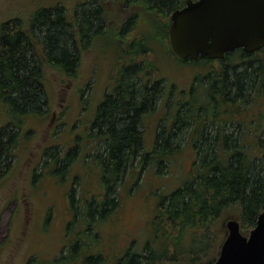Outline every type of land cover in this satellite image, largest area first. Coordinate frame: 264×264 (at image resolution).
<instances>
[{
  "label": "rangeland",
  "instance_id": "1",
  "mask_svg": "<svg viewBox=\"0 0 264 264\" xmlns=\"http://www.w3.org/2000/svg\"><path fill=\"white\" fill-rule=\"evenodd\" d=\"M57 6L73 24L83 10L99 6L104 25L90 34L87 43L76 34L80 45L76 76L47 68L46 113L26 115L23 128L16 131L18 140L9 148L0 173V264H93L86 263L90 255L102 258L98 264H117L129 251L152 250L154 244H147V240H154L152 222L157 203L191 171L195 158L193 137L197 138V134L194 124L184 125L178 148L161 170L157 171L152 162L141 174L135 167L128 170L114 189V197L120 202L118 208L109 216L96 215L91 219L84 212L89 209L88 203H102L107 194L102 167L95 162L103 149L97 146L100 142L92 133L96 132L92 124L100 103L113 89L126 60L132 63L145 58L142 64L153 65L148 74L162 77L161 85L166 89L155 109L143 116L144 146L151 150L158 127L171 125L178 102L176 95L184 91L187 96L197 75L205 74L212 66L219 68L222 62H206L204 57L195 64L173 54L166 31L172 14L156 16L154 12L129 10L130 7L125 11L123 0H0V32L8 20L20 19L27 28L38 11ZM132 13L136 14L134 30L122 34V22ZM122 38L125 45L131 40L144 41L151 54L129 51L130 46H122ZM254 58H264V49ZM172 86L173 94L169 95ZM256 96L248 105L247 116L264 120V94ZM8 117L0 106V127ZM230 123L226 124L231 127L226 131H234L235 135L249 132L254 126L251 122L240 126ZM220 124L214 121L204 133H214ZM194 140L199 141V136ZM229 219L238 218L222 216L225 234L216 259L229 233ZM251 229L242 227V232L249 235ZM170 261L164 257L156 263H173ZM142 264H147L145 259Z\"/></svg>",
  "mask_w": 264,
  "mask_h": 264
},
{
  "label": "trees",
  "instance_id": "2",
  "mask_svg": "<svg viewBox=\"0 0 264 264\" xmlns=\"http://www.w3.org/2000/svg\"><path fill=\"white\" fill-rule=\"evenodd\" d=\"M185 1L123 0V3L125 11L130 7L129 10L140 13L147 11L167 16ZM99 11V6L85 9L73 24L57 6L38 11L27 28L20 19L3 23L0 106L9 117L0 127V173L9 148L18 140L16 131L23 128L26 115L46 113L47 68L77 75L80 45L76 34L86 43L91 40L90 34L104 25ZM133 19L132 14L127 15L124 22L129 24ZM139 43L138 51L149 56V46H143L142 41ZM254 54L238 49L229 52L223 60L214 59L221 60L222 66H212L205 74L197 75L187 96L184 91L176 95L178 102L171 125L158 127L151 150L144 146L143 116L155 109L166 86L161 85L162 77L148 74L153 65L142 64L145 58L124 65L120 70L113 89L100 103L92 126L96 130L92 133L100 142L97 146L103 149L95 162L102 167L107 194L102 203L94 200L88 203L89 209L85 208L84 212L89 218L109 216L118 208L120 202L114 197V189L124 180L128 170L135 167L141 174L146 164L152 162L160 171L178 148L179 133L184 125L194 124L197 138L193 137L195 158L188 176L161 195L157 203L152 222L154 240H147V244H154L152 250L148 253L129 251L117 264H142L144 259L147 264H157L164 257L170 262L213 264L225 234L224 214L238 218L243 228L255 226L264 210V128L261 129L264 120L260 117L250 119L247 113L256 95L264 94V58H254ZM233 56L238 58L233 59ZM204 57L206 62H212L206 56L191 59V62L196 64ZM172 89L173 86L169 95L173 94ZM169 116L170 113L167 118ZM216 120L221 126L214 133H204ZM229 122L237 126L251 122L254 126L249 132L235 135L234 131H226L231 128L226 127ZM255 126L258 129L254 130ZM198 136L200 140H194H198ZM71 196L74 201L73 193ZM101 260L100 256L90 255L86 263L98 264Z\"/></svg>",
  "mask_w": 264,
  "mask_h": 264
},
{
  "label": "water",
  "instance_id": "3",
  "mask_svg": "<svg viewBox=\"0 0 264 264\" xmlns=\"http://www.w3.org/2000/svg\"><path fill=\"white\" fill-rule=\"evenodd\" d=\"M169 37L184 59L223 58L237 48L253 53L264 47V0H186L172 12ZM227 228L213 264H264V210L249 235L238 219H229Z\"/></svg>",
  "mask_w": 264,
  "mask_h": 264
},
{
  "label": "flooded vegetation",
  "instance_id": "4",
  "mask_svg": "<svg viewBox=\"0 0 264 264\" xmlns=\"http://www.w3.org/2000/svg\"><path fill=\"white\" fill-rule=\"evenodd\" d=\"M186 2V1H185ZM184 6V5H183ZM183 6H181V7H183ZM170 14H172V12L170 13ZM132 16L134 17V19L136 18V14H134V13H132ZM134 19H133V21L131 22V23H129V24H127V21H125L124 22V20H123V22H122V27L120 28L121 29V33L122 34H126L127 32H132L133 30H134V23H135V21H134ZM171 19V18H170ZM125 25H127V27L125 26ZM170 26V25H169ZM168 34H169V30H168ZM123 39V38H122ZM121 39V41H122V46H130L131 47V50H129V51H136V50H138L139 49V47L141 46V44L139 43L140 41L139 40H131L130 42H127L128 44L127 45H125V43H124V39L122 40ZM169 39H170V37H169ZM144 44H143V46H149L147 43H145L144 41H142ZM170 45H171V43H170ZM133 49V50H132ZM238 49H242L243 50V48H237V49H235V50H238ZM262 49H264V47L262 48ZM262 49H260V50H262ZM123 50V49H122ZM235 50H233V51H235ZM260 50H258V51H260ZM258 51H255V52H253V53H256V52H258ZM229 52H232V51H228V52H226V54H225V56L229 53ZM247 54H251V53H248V52H246ZM252 53V54H253ZM225 56L223 57V58H225ZM207 57V56H206ZM209 58V57H208ZM223 58H210V59H223ZM126 62H127V64H125V65H130L131 63H129L127 60H126ZM133 62V61H132ZM116 84V83H115ZM105 97H106V95H105ZM97 115V114H96ZM93 124H94V122H93ZM93 124H92V126H93Z\"/></svg>",
  "mask_w": 264,
  "mask_h": 264
}]
</instances>
